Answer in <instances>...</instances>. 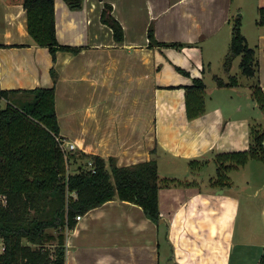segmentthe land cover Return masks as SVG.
I'll use <instances>...</instances> for the list:
<instances>
[{"label": "crops", "instance_id": "obj_1", "mask_svg": "<svg viewBox=\"0 0 264 264\" xmlns=\"http://www.w3.org/2000/svg\"><path fill=\"white\" fill-rule=\"evenodd\" d=\"M104 3L112 7L113 17L123 28L121 41L116 42L111 28L101 21ZM231 4L232 0H74L70 7L66 0H54L58 43L80 51H59L52 60L49 49L30 38L22 5L0 0V89L55 86L59 136L75 145L66 152L73 156H66L67 173L71 162L75 170L88 168L90 160L79 157L86 153L112 156L119 167L156 158L158 172L164 158L165 167L168 162L171 168L167 175H172L164 177L176 179L177 159L183 158V165L193 170L191 161L208 164L217 152L237 151L238 144L248 141L237 138L235 121L224 115L218 100L211 111L206 109L207 85L201 115L192 120L173 117L176 111L185 115V90L174 86L191 85L193 77L205 82L213 63L211 58L205 61V52L217 51L221 56L226 51L234 17ZM255 6L258 12L264 0H256ZM137 12L146 14L142 19ZM150 22L158 42L177 41L191 47L150 48ZM253 42L250 47L259 67L252 79L264 93V27L257 25ZM114 76L125 90L120 93L119 87V96L113 100ZM145 86H150L153 97L146 94ZM235 87L218 89L233 92ZM112 101L116 102L113 112ZM1 104L5 107L6 101L0 99ZM162 115L167 117H158ZM255 122L242 118L241 134L243 127ZM257 123L264 126V118ZM215 149L219 151L214 153ZM187 182L158 190L157 223L146 217L141 206L118 199L75 219V226L66 234L64 264H229L233 233L239 228L235 218L244 209L239 208L238 199L224 196L225 191L204 189L199 177ZM263 188L264 183L253 196L259 197L263 191L264 197ZM260 213L264 218V205ZM259 244L262 251L254 264L263 252L264 238ZM241 245L250 247L242 239Z\"/></svg>", "mask_w": 264, "mask_h": 264}, {"label": "trees", "instance_id": "obj_2", "mask_svg": "<svg viewBox=\"0 0 264 264\" xmlns=\"http://www.w3.org/2000/svg\"><path fill=\"white\" fill-rule=\"evenodd\" d=\"M74 7V0H66ZM8 4L22 5L27 12V30L32 41L46 47L55 60L57 52L77 54L80 48L60 45L56 37L54 0H5ZM101 21L111 28L114 40L123 39V28L112 15V7L104 3ZM256 24L264 27V6L258 8ZM230 48L223 57V72L227 81L214 74L219 88L239 85L237 74H230L235 60L239 61V75L252 78L258 71L255 50L249 46L242 33L240 16L232 20ZM149 47L168 46L181 50L188 44L160 43L154 36V27L147 32ZM175 69L189 76L179 66ZM50 73L55 82V70ZM192 84L174 86L184 88L185 116L192 120L205 108L204 80L192 78ZM171 87V88H174ZM250 96L264 115V93L259 82L251 84ZM0 264H64L67 230L75 226V217L118 199L141 206L147 218L157 223L160 218L158 190L162 187L188 185L187 181L160 177L156 158L139 163L117 166L114 157H99L80 153L89 159L92 169L67 173V157L60 147L59 122L57 121L55 86L30 89H0ZM249 145L245 150L217 152L216 176L211 186L229 185L231 170L244 167L250 160L264 162V126L252 123L249 128ZM154 150L152 151V153ZM207 161H191L194 170ZM75 194L76 196H73ZM54 244L53 250L48 247ZM264 264V248L258 259Z\"/></svg>", "mask_w": 264, "mask_h": 264}, {"label": "rangeland", "instance_id": "obj_3", "mask_svg": "<svg viewBox=\"0 0 264 264\" xmlns=\"http://www.w3.org/2000/svg\"><path fill=\"white\" fill-rule=\"evenodd\" d=\"M255 4H256V0H232V4H231L234 17L240 16V20L242 24V33H244V35L247 37L248 39L247 43L249 44V46L252 47H253L252 43H254L253 42L254 37H256V30H257L256 20L258 19V12L256 10ZM137 14H138V18L139 16H141V18L143 19L146 13L139 14L137 12ZM234 17L232 18V20L234 19ZM150 25H152L153 27L152 22H150L147 25V27L149 28ZM176 42L177 41H172L171 43L169 42L167 44L169 45ZM229 48H230V43L228 41L226 46V51L221 55L222 57H224L228 53ZM213 52L210 53V50L209 51L207 50L205 52V61L211 58L213 62L211 64L210 70H208L209 73H206L208 74V76L205 79V83L207 85L206 109L208 108L211 111L213 106L217 105L215 102L218 100L217 103H219L224 108V113H225L224 115L232 117V119L235 121V133L237 135V138L240 139V137L242 138L243 136L246 140H248L247 143L238 144V147H236L235 149L245 150L247 149L249 144L248 132L250 126L248 125L247 128L243 127L244 131L241 134L240 132L241 130L239 128L240 120L242 118H249L252 121L255 120L257 122H262L264 118V115H262V112L256 106L255 102L250 96L249 86L251 84H255L256 80L252 78H244L243 76H240L239 65H238L239 61L235 60L233 67L230 71V74L233 75L237 74V78L239 79V85L233 88V92H231L232 90L230 89L229 90L218 89L215 80H213L210 75L213 72L224 79L226 77V74L223 72V62H222L223 58L217 55V51L216 54H212ZM117 79L118 78H116L115 76L112 78L114 83H116ZM147 81L148 80L144 81L146 82L145 83L146 85L149 83ZM119 87H122L120 89V93H122L123 90H125L123 89L122 84L117 82L116 85L113 86L112 89L113 94L111 95V99L114 100V98H116V95L119 96V91H118ZM126 87L128 86L126 85ZM148 87L150 86L144 87L146 88L145 92L147 95L153 97V93H151ZM230 95H232V97L234 98L233 101H231V98L229 97ZM160 97L161 95H159V98ZM174 101H172V103H174ZM115 104L116 102L112 101L113 106L111 108V112L115 110L116 108ZM1 105H2L1 107H4V104ZM147 109L150 112L151 111L150 109L152 108L151 107L149 108L148 106ZM174 116H185V115L183 113L180 114L178 111H176L173 117ZM158 117H167V116L162 115ZM111 120H115V119H113L112 117ZM217 151L219 150L215 149L214 153ZM223 151H228V150H223ZM163 159L164 158H162L160 161L161 167L158 173L161 174V177L172 176V175H167L170 174L171 168L169 167V165H167L168 162L166 164L167 168L165 167ZM183 161H184L183 158L177 159L176 164L180 167L175 168V172H174L175 175L173 177H177L178 179H181L183 181L192 180L194 177L196 178L199 177L201 180V184H205L203 185V188L206 189L207 191L213 192V190L211 189L214 188L216 191L215 193H222V191H225V193L223 194L224 196L238 199L239 208L240 209L243 208L244 210L242 212L239 210L238 216L235 218L236 225L239 228L236 229L233 233L234 234L233 245L230 250V260L228 263L254 264L255 257H258V255L262 251V249L259 248L260 245L259 243H261L262 239L264 238V222H263L264 218L263 216H261L260 213L261 210L263 209L264 197H263V191L261 192V195L259 197H254L253 193L255 192L256 189L260 188L264 183V162L258 160H250L245 168L241 167L239 169L231 170V172L228 174L229 185L211 186L209 181L216 176L215 163L213 161L211 162L209 161L210 163L205 164L203 167H201L196 171L194 170V172L193 170L188 169L187 166L183 165ZM68 170L69 173L76 172L73 162L70 163V168ZM241 239L244 240L245 243L248 244L247 246L250 247H247V249L242 248ZM216 245H219V243ZM48 247H50V249L53 250L54 244H50Z\"/></svg>", "mask_w": 264, "mask_h": 264}, {"label": "built area", "instance_id": "obj_4", "mask_svg": "<svg viewBox=\"0 0 264 264\" xmlns=\"http://www.w3.org/2000/svg\"><path fill=\"white\" fill-rule=\"evenodd\" d=\"M56 139L59 140V142H60V147H61V149H62V151H63L64 153H66L67 151H70V150H74V149H75V145H74L73 143H68V142L64 141L63 139H59V138H56ZM92 167H93V164H92L91 161H89V162H88V168H87V169H92ZM75 219L78 221V220L81 219V216L78 215V216L75 217ZM0 244H1V246H0V252H2V250H3V245H2L1 242H0Z\"/></svg>", "mask_w": 264, "mask_h": 264}, {"label": "water", "instance_id": "obj_5", "mask_svg": "<svg viewBox=\"0 0 264 264\" xmlns=\"http://www.w3.org/2000/svg\"><path fill=\"white\" fill-rule=\"evenodd\" d=\"M262 144H263V147H264V141H263V143H262Z\"/></svg>", "mask_w": 264, "mask_h": 264}]
</instances>
